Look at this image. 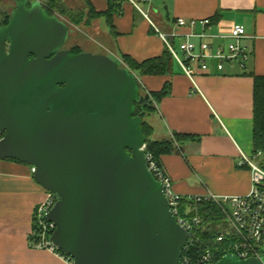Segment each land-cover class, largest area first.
<instances>
[{"label": "water", "instance_id": "obj_1", "mask_svg": "<svg viewBox=\"0 0 264 264\" xmlns=\"http://www.w3.org/2000/svg\"><path fill=\"white\" fill-rule=\"evenodd\" d=\"M12 1L0 27V159L34 168L58 197L51 243L73 264H182L186 232L141 151L135 104L149 95L108 57L64 49L69 26L40 2Z\"/></svg>", "mask_w": 264, "mask_h": 264}, {"label": "crops", "instance_id": "obj_2", "mask_svg": "<svg viewBox=\"0 0 264 264\" xmlns=\"http://www.w3.org/2000/svg\"><path fill=\"white\" fill-rule=\"evenodd\" d=\"M63 1L76 3V9H82L86 1L95 13L109 8L108 0ZM112 1L118 11L111 24L101 18L88 27L99 25L96 39L105 42L108 54L120 61L122 56L138 63L161 56L166 47L159 34L167 35L175 46L183 41L171 37L175 33L181 37L205 34V42L226 49L230 40L219 37L228 36L235 27L244 29L246 37L240 42L248 54L244 69L231 63L218 71L211 63L207 73L196 70L190 79L174 61L170 75L134 76L148 94L169 86L168 95L154 104L155 125L153 119H147L152 128L150 139L174 140V134L194 137L174 142V152L159 158L172 191L190 197L248 195L252 175L247 167H239L238 161L240 155L251 158L253 152L250 75L264 77V0ZM178 19L195 25L178 28ZM205 20L209 23L201 24ZM192 41L200 42L197 38ZM261 167L264 169V163ZM45 196L30 166L0 159V264H66L57 255L30 244L34 210Z\"/></svg>", "mask_w": 264, "mask_h": 264}, {"label": "built area", "instance_id": "obj_3", "mask_svg": "<svg viewBox=\"0 0 264 264\" xmlns=\"http://www.w3.org/2000/svg\"><path fill=\"white\" fill-rule=\"evenodd\" d=\"M148 1V0H144ZM209 20L202 21L207 25ZM195 23H187L183 19L176 20L178 28L190 27ZM159 34V33H158ZM169 51L172 59L180 66L184 74L192 79L196 70L202 73L209 71L211 63L216 64V69L222 71L226 64L235 63L244 69V63L248 60V54L241 45L245 31L241 27H235L228 36H220L230 40L226 49L222 46L213 47L205 42L208 38L205 34H173L171 37L183 38L176 46L168 39L167 35L159 34ZM200 42L196 45L192 39ZM3 134H0V141ZM146 166L154 179L163 187L168 207L186 232V241L182 249V264H215L225 256H234L239 260L264 258L262 244L264 242V170L254 161L261 156L260 153L252 154L251 158L240 155L238 166L248 167L252 175V188L248 195L235 197H204L180 196L171 189V181L160 164L151 154L146 153L143 145ZM32 174L35 172L31 167ZM58 197L46 192L45 199L36 206L33 214V227L30 233V244L33 248L51 252L60 257L66 264H73V260L63 254L51 243V237L56 229L54 223L47 218L54 207ZM208 204L218 214L209 224H205L197 211V206ZM214 223V224H213ZM205 233L213 236H204Z\"/></svg>", "mask_w": 264, "mask_h": 264}, {"label": "trees", "instance_id": "obj_4", "mask_svg": "<svg viewBox=\"0 0 264 264\" xmlns=\"http://www.w3.org/2000/svg\"><path fill=\"white\" fill-rule=\"evenodd\" d=\"M41 3L42 9L48 16H55L56 13L65 17L72 25L79 26L81 24L90 26L91 21L103 18L106 23L111 24L112 17L118 11L117 7L112 0H108V11L105 13H95L90 5L84 1V6L87 9H69L63 0H38ZM11 16L3 15L0 20V27H5L9 24ZM66 24V23H65ZM67 25V24H66ZM71 54L82 53L78 47L69 50ZM123 67L128 69L133 75L134 73L140 76H164L172 74L173 63L169 51H165L161 56L138 63L128 56L121 57ZM253 79V132H252V154L260 153L264 155V77L250 75ZM139 85L140 95H149L150 103L135 104V116L140 117L142 120V130L145 136L146 153L152 155L153 159L159 164V158L163 155L171 154L174 152V142L186 141L193 139V136L174 134V140L152 141L150 136L152 128L146 122L145 118L149 117L155 112V105L159 103L169 93V86L164 85L158 93H146L145 90ZM17 162L15 160H10ZM248 168V167H247ZM249 169V168H248ZM46 192V191H45ZM197 211L202 217L205 224L213 221V218L218 217L217 211L208 204H201L197 206ZM214 224V223H213ZM213 236V234L205 233L204 236Z\"/></svg>", "mask_w": 264, "mask_h": 264}, {"label": "rangeland", "instance_id": "obj_5", "mask_svg": "<svg viewBox=\"0 0 264 264\" xmlns=\"http://www.w3.org/2000/svg\"><path fill=\"white\" fill-rule=\"evenodd\" d=\"M31 2H33L34 4H36V2L39 3L38 0H32ZM66 4L69 7V9L78 8V5L76 3H73L72 5H70V3L67 2ZM14 9H15V6L12 0H0V20L3 17V15L11 16V13ZM83 9H85V12H87V9L85 8V6H83ZM55 15L62 22L66 23L70 28V34L68 36V40L64 46V49L71 50L74 47H78L82 53H90L93 55H104L108 57L109 59H111L112 61L116 62L120 67H123L118 57H114L108 54V52L106 51L104 47V45H106L105 42H101L100 39H96L97 36H95L94 34H97L98 36H100L99 25L94 26L92 29L91 27H88L83 24L79 26L78 25L74 26L65 17L57 13ZM91 23L96 24V20L91 21ZM176 51L178 54H180L177 46H176ZM147 119H153L151 123L155 125L156 117L154 115L151 114L149 117L145 118L146 122H150V120H147ZM254 162L259 164V166L261 167V163H264V156ZM262 250L264 251V242L262 244Z\"/></svg>", "mask_w": 264, "mask_h": 264}]
</instances>
